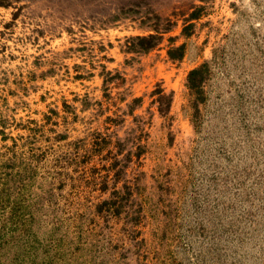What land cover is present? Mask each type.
Returning <instances> with one entry per match:
<instances>
[{
    "label": "rangeland",
    "instance_id": "rangeland-1",
    "mask_svg": "<svg viewBox=\"0 0 264 264\" xmlns=\"http://www.w3.org/2000/svg\"><path fill=\"white\" fill-rule=\"evenodd\" d=\"M0 264H264V0H0Z\"/></svg>",
    "mask_w": 264,
    "mask_h": 264
},
{
    "label": "trees",
    "instance_id": "trees-1",
    "mask_svg": "<svg viewBox=\"0 0 264 264\" xmlns=\"http://www.w3.org/2000/svg\"><path fill=\"white\" fill-rule=\"evenodd\" d=\"M200 68H195L193 70H191L188 74V86L191 90H193L194 88H198V84H197V78H196V74L199 72Z\"/></svg>",
    "mask_w": 264,
    "mask_h": 264
}]
</instances>
